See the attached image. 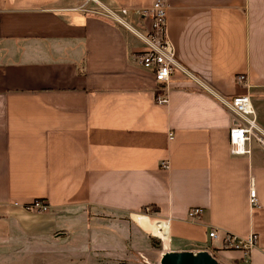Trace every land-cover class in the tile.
<instances>
[{"label":"crops","instance_id":"0c3cea01","mask_svg":"<svg viewBox=\"0 0 264 264\" xmlns=\"http://www.w3.org/2000/svg\"><path fill=\"white\" fill-rule=\"evenodd\" d=\"M82 1L0 0V264L138 262L151 246L134 219L146 206L171 218L172 249L264 264L262 146L231 153L238 118L186 75L158 104L154 73L136 59L144 41ZM99 1L128 7L134 29L148 26L137 9L154 0ZM168 2L177 58L222 96L249 93L264 127V0ZM39 198L48 211L23 206ZM193 206L203 207L194 219ZM154 231L168 243L166 226ZM227 232L258 241L246 254L226 249Z\"/></svg>","mask_w":264,"mask_h":264},{"label":"built area","instance_id":"2783aa9c","mask_svg":"<svg viewBox=\"0 0 264 264\" xmlns=\"http://www.w3.org/2000/svg\"><path fill=\"white\" fill-rule=\"evenodd\" d=\"M96 2L98 7L90 6V2ZM169 7L168 0H154L150 5L137 9L140 16L147 19L148 26L144 30L134 29L126 16L129 14L128 7H121L120 10L113 9L104 5L99 0H83L78 8L85 11L93 12L106 17L107 19L124 25L132 30L144 41V48L139 50L136 55L138 62L145 68L150 69L154 73L156 80L155 85V101L158 104H166L170 100V81L175 74L186 75L199 83L203 88L215 95L229 110L236 115L238 122L235 123L229 131L230 151L233 154H247L251 151V141H257L264 149V127L259 123L256 109L249 93H239L231 98L222 96L215 91L204 80L192 73L176 56V49L169 31ZM238 79L244 81L245 75L240 74ZM174 133L169 132V137L173 138ZM161 166L169 168L168 160H163ZM250 203L253 206L259 205V197L255 187L253 178L250 188ZM15 204H20L15 202ZM26 209L36 211H48L51 207L49 201L45 199H36L23 205ZM203 211L202 206H193L189 209L188 215L191 218H197ZM134 219L136 223L149 232L150 237L160 239L161 243H165L163 239L155 234L152 227L144 225L146 219L154 225L166 226L169 232L168 245L170 246V221L171 218H161L153 216L150 206L144 207L135 213ZM146 221V222H147ZM209 236L213 239L219 238L218 230L213 228L209 231ZM258 241L257 233H249L248 235H238L227 232L223 237V246L226 249L242 250L249 253L251 248ZM196 250H204L213 254L212 248H201Z\"/></svg>","mask_w":264,"mask_h":264},{"label":"water","instance_id":"95a60500","mask_svg":"<svg viewBox=\"0 0 264 264\" xmlns=\"http://www.w3.org/2000/svg\"><path fill=\"white\" fill-rule=\"evenodd\" d=\"M156 264H225L208 251L191 249L176 250L168 244H161Z\"/></svg>","mask_w":264,"mask_h":264},{"label":"rangeland","instance_id":"374dc122","mask_svg":"<svg viewBox=\"0 0 264 264\" xmlns=\"http://www.w3.org/2000/svg\"><path fill=\"white\" fill-rule=\"evenodd\" d=\"M145 232L149 233L147 230ZM151 246H150V253L144 252V254L139 256L140 261L138 262H130L127 260L128 264H156L158 253L161 251V241L160 239L156 237H151ZM196 250V249H195ZM213 255L216 256L217 258H220V260L225 261L224 258H222L216 251L213 250ZM105 257V258H102ZM110 256H105V255H99V256H91V257H86L80 261H75L72 264H120L121 262H115L112 260V258H109ZM222 261V262H223Z\"/></svg>","mask_w":264,"mask_h":264},{"label":"bare ground","instance_id":"6f19581e","mask_svg":"<svg viewBox=\"0 0 264 264\" xmlns=\"http://www.w3.org/2000/svg\"><path fill=\"white\" fill-rule=\"evenodd\" d=\"M163 227H165V226H159V227H157V225H153V229L155 230L156 228L160 231L161 230V228L163 229ZM157 235V234H156ZM163 239V238H162ZM163 241H165L164 239H163ZM194 251H199V250H194Z\"/></svg>","mask_w":264,"mask_h":264},{"label":"trees","instance_id":"16d2710c","mask_svg":"<svg viewBox=\"0 0 264 264\" xmlns=\"http://www.w3.org/2000/svg\"><path fill=\"white\" fill-rule=\"evenodd\" d=\"M220 260V259H219ZM221 261V260H220ZM120 264H128L126 261H120ZM222 262V261H221Z\"/></svg>","mask_w":264,"mask_h":264}]
</instances>
